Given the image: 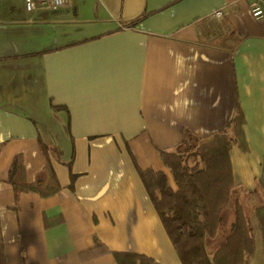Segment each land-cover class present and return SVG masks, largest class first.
Instances as JSON below:
<instances>
[{
  "label": "crops",
  "instance_id": "0c3cea01",
  "mask_svg": "<svg viewBox=\"0 0 264 264\" xmlns=\"http://www.w3.org/2000/svg\"><path fill=\"white\" fill-rule=\"evenodd\" d=\"M257 2L264 4L72 0L29 12L25 0H0V264H119L113 253L81 261L96 238L113 252L181 264L140 169L165 176L176 190L160 150L175 149L188 134L206 140L231 131L238 107L247 148L232 151L227 235L240 203L257 235L251 264H264L255 216L264 207V17L251 12ZM217 10L222 17H213ZM75 24L97 29L70 34ZM52 25L73 39L54 46ZM34 113L53 119L43 130ZM52 113L65 114V127ZM11 179L61 188L16 198Z\"/></svg>",
  "mask_w": 264,
  "mask_h": 264
},
{
  "label": "trees",
  "instance_id": "16d2710c",
  "mask_svg": "<svg viewBox=\"0 0 264 264\" xmlns=\"http://www.w3.org/2000/svg\"><path fill=\"white\" fill-rule=\"evenodd\" d=\"M67 110V109H66ZM245 118L238 107L230 130L215 133L201 140L188 134L173 150H160L164 165L170 170L177 189L167 185L165 176L152 169H140L155 210L165 228L181 264H251L257 251L255 224L239 203L225 242L213 253L208 243L219 235L226 211L234 204L236 188L232 151L235 146L247 148ZM43 152L49 160L47 145ZM194 158L192 165L188 160ZM16 198L21 192L36 191L42 196L54 195L61 187H46L41 183L17 182L11 179ZM162 188L163 195L158 197ZM257 227L264 242V207L256 210ZM113 253L119 264H154L152 258L137 253L113 252L99 239L92 248L80 253L83 262Z\"/></svg>",
  "mask_w": 264,
  "mask_h": 264
},
{
  "label": "rangeland",
  "instance_id": "374dc122",
  "mask_svg": "<svg viewBox=\"0 0 264 264\" xmlns=\"http://www.w3.org/2000/svg\"><path fill=\"white\" fill-rule=\"evenodd\" d=\"M71 24V23H69ZM53 26V29H54V46H57V45H60V40H67L68 38H70L71 40L73 39L72 36H67V33H64L65 36H62V35H59V30H60V27L59 26H56V25H52ZM69 26V25H68ZM78 26L75 25H72L70 26V34H72L73 31H76L80 34V35H85V34H89L91 31H94L96 30L97 28H94V27H89L87 26V28H81V26L79 28H77ZM37 102L39 103V105H44L42 103V98L39 97V99H37ZM47 112V111H46ZM36 118L38 119L39 123H40V127L44 130L45 129V125H46V121H50L51 119H53L51 117L50 114H37V113H34ZM52 116H55V113H52ZM56 119L58 120V125L63 128L65 127V123H66V117H65V114L64 113H59L57 114L56 116ZM45 124V125H44ZM57 124H55L56 126V129H58V126ZM65 137V136H64ZM194 163V158H191L188 160V164L189 165H192ZM227 223V220L224 218L223 220V223L221 225V228H220V231H219V235L217 236V238H215L214 240H210L209 243H208V250L210 253H213L217 248H219L224 242H225V239L227 237V233L229 232V227L226 225ZM258 254L259 256H261V252L258 251Z\"/></svg>",
  "mask_w": 264,
  "mask_h": 264
},
{
  "label": "built area",
  "instance_id": "2783aa9c",
  "mask_svg": "<svg viewBox=\"0 0 264 264\" xmlns=\"http://www.w3.org/2000/svg\"><path fill=\"white\" fill-rule=\"evenodd\" d=\"M71 3L72 0H25V7L27 11L33 12L39 8L60 9L69 6ZM251 12L256 18L264 17V4L260 2L254 3L251 6ZM222 15L223 12L221 10H217L213 13V17L216 18H220Z\"/></svg>",
  "mask_w": 264,
  "mask_h": 264
}]
</instances>
